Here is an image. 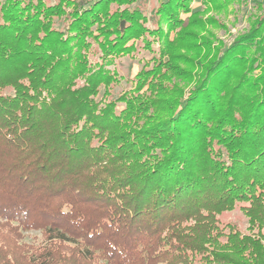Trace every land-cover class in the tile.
Instances as JSON below:
<instances>
[{
  "label": "trees",
  "instance_id": "obj_1",
  "mask_svg": "<svg viewBox=\"0 0 264 264\" xmlns=\"http://www.w3.org/2000/svg\"><path fill=\"white\" fill-rule=\"evenodd\" d=\"M138 1L0 0V264H264V18Z\"/></svg>",
  "mask_w": 264,
  "mask_h": 264
},
{
  "label": "rangeland",
  "instance_id": "obj_2",
  "mask_svg": "<svg viewBox=\"0 0 264 264\" xmlns=\"http://www.w3.org/2000/svg\"><path fill=\"white\" fill-rule=\"evenodd\" d=\"M136 5L145 8L146 12L151 14L157 7V1L140 0L136 3ZM198 6L204 8L202 0H194L192 3V8ZM202 17L205 21H207L209 18H215L216 23L207 24L206 22L205 31L201 34V36L209 38L214 51H216L217 48L219 50H224L230 47L238 38L251 31L257 20L264 18V0H242L240 3H235L232 5L229 9V12L227 13L208 11L207 13L203 14ZM157 46L158 44L156 47ZM211 56L212 54H210L209 57ZM149 57L150 54L139 50L135 55L128 54L120 56L116 60V66L122 76L126 77L127 80H133V78L142 68V61L140 62L139 60L141 58L147 60ZM184 68L191 73H194V75L197 74L196 69L192 71L186 66ZM196 82L197 81L194 80L189 84H186L188 82L182 83L187 85L185 91L187 92V90L191 88V86H193ZM222 219L224 221L236 222L235 224H237L242 231H246L248 228V219L238 208H236L233 212L224 214ZM31 235L33 237H38L39 233L33 232Z\"/></svg>",
  "mask_w": 264,
  "mask_h": 264
}]
</instances>
